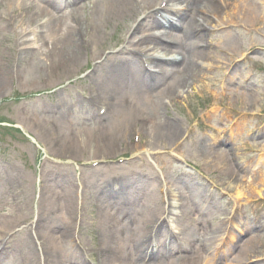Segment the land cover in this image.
I'll use <instances>...</instances> for the list:
<instances>
[{
    "label": "rangeland",
    "instance_id": "rangeland-1",
    "mask_svg": "<svg viewBox=\"0 0 264 264\" xmlns=\"http://www.w3.org/2000/svg\"><path fill=\"white\" fill-rule=\"evenodd\" d=\"M13 1L14 0H0V15L5 17L6 14H9L7 16L8 19L21 18L20 24H24V27L25 25L34 26V22L36 21L35 13L37 11V8L27 3L25 4L27 7L15 9L13 12H10L9 2L12 3ZM104 1L105 0H101L97 3V5ZM131 1L133 0H127L128 3H131ZM222 1H224V3H222L221 11L216 15L213 13V11H211L213 14L209 13L207 17L210 21L211 26L215 28L223 26L226 29L220 30L219 32L209 33L205 37L204 42L206 41L209 44L205 46L206 49L204 50V56L201 57V59H199L198 61L194 60L195 63L192 64V70H190L189 68H183V74L177 77L181 79L180 83H175L170 86L172 92L167 98L171 100L172 107L167 108L165 104L161 102V98H159L160 109L157 113H155L156 119H154L151 110H148V115L151 118V121L147 126H145L146 129L144 132H139L140 144H145L152 149H159L173 143L172 141L175 138L169 139L166 138L165 135H160V130L163 128L160 125L164 124L165 127L167 118H170L176 122H180L181 120L180 123L182 124L181 108L176 104L174 92H182L184 94V99L186 100L187 105L191 108L197 104H203L210 100L209 95H207V87L208 83H210L208 80V71L206 70L207 63L213 62L215 58L219 60L223 58V55H221L212 46L213 42H218L225 46H228V48L232 51H237L244 46H247L248 49L253 52V54H255V49H264V43L262 42L259 34L260 31L254 29L251 24L253 19H250V21L248 19H244L245 17H251L255 14H263L264 8L262 7V5L258 4L257 0ZM235 1H244L246 5H249V7H251L253 14L248 12L246 16H241V14L237 13V11L235 10ZM135 2L142 3L143 0H135ZM89 6L90 4H84L81 11L82 13H75L74 15L79 16V24H77V26L80 32L81 30L87 29L91 32V35L95 33L94 37L100 39L101 41L100 44L96 45L95 47L92 46V50L88 51H83L80 42H75L74 44L70 43L67 45L64 44L62 45V47L60 46L61 42H52L50 44V40H48V36H50L49 32L42 35L41 38L38 37L37 33L26 37L20 35V29H17L18 35L15 34V36H13L6 23H4V20L0 17V100L3 99L0 103V120H7L16 126L19 125V127L22 126L23 128L27 129L30 123H25L19 113L18 107V105H20L19 102L22 101V99H26L28 97L27 90L31 87H45L46 84H49L50 86H52V88H56L57 86L61 85L62 81L65 80L68 75H73L81 72L83 70V67L87 64V60L91 58L90 54L92 52L97 55L103 48L116 43L117 40L122 38L126 23L135 14L134 7L132 14L126 18H123V20H118V17H109L106 21L108 25L106 26L105 23L101 25L102 23H100V32L97 33L95 32V29L92 28L93 25L92 27L88 26L89 20H92V17H94V14H89L88 12ZM94 9L99 8L97 7ZM199 17L201 18V20L204 19V16H202L201 14H199ZM67 20V23H71L69 17L67 18ZM7 24L12 25V23ZM194 25H196L195 22L191 24V27H194ZM261 29L264 30V25H261ZM15 37L20 40V42H23L25 40L26 43L25 45H22V47L25 48L26 51L22 52L21 54L19 53V59H27L28 55L31 54V52L27 51H30V47L35 41L41 40L46 44L45 46L41 45V48L37 49L35 53L31 54L32 62L29 65L26 64L25 61H22L21 65L19 66V71L23 68L21 72V76H23V87L20 91L14 89L13 78L11 79L10 75L11 53L13 50V42L15 40ZM74 48H77L80 52V59L76 64H73L70 60V49L74 50ZM190 50L192 51L193 47ZM255 56L257 65L261 66L260 57L257 55ZM200 62L202 64L204 63V67H202V64ZM177 64L178 65L173 69V71L175 69H182V62ZM253 65L256 66L255 64ZM99 75L100 73L97 74V76ZM254 87L256 88V90H250L249 96L246 99L228 97L225 100L218 102V106L220 108L225 107V111L222 109L221 110L231 115L235 114L233 112L237 110L233 109L227 111V107L230 108V106L246 110L257 107L254 110H257V113L259 112L258 109L264 110V95H259V92L262 91L261 89L263 88V83L257 82V85ZM42 92H44V90ZM6 96H8V98H3ZM131 96L134 99L138 98V95L132 91ZM144 97V95L139 96V100ZM242 100H244V103H241ZM116 114L117 112L115 110L109 115L108 118L101 121L99 125H91L88 127V129L85 126V133L82 130L77 129L78 133H76L75 131L73 135H75L76 137H71L69 141L70 145H66L64 149H61V151H55V156L62 157L66 154L72 158L87 157L89 152L87 151L88 140L91 139V136L93 135H95L96 137H101L103 140L105 136L106 139H109L106 142V146H99L97 155L113 154L117 152L116 150L119 149L123 151L126 144L129 146L131 137L134 132L132 128L128 127L126 131L122 132L119 135L111 132L110 126L113 125ZM150 123L153 126V129L149 131L148 128H151ZM145 127L143 126L142 128L144 129ZM104 128L106 129V134L104 132ZM155 128H158L160 130H156ZM99 131L103 132L99 133ZM152 131L159 136L154 135ZM30 134L34 137L33 139H28L24 135L22 136L20 133L14 130H8L1 133L0 137L5 138L4 140L9 142L6 147L8 149H6V153L9 152L10 155H12L13 153V155L16 156V160L18 161V163L24 165L26 169L32 170L33 159L37 155L41 154V147L47 148L51 139L50 137L49 139L40 137L39 135H37L36 130H32ZM246 134V126H242L241 132L236 136L237 141H235V143L231 145V151L233 152V162H235L232 167L227 165L228 163L225 161V158L222 159L218 157L217 159H215L208 157L207 162H205L204 158L200 157L199 155H195V157L193 158V160L199 163V166H204L201 170L204 178L198 175H195V178H198L199 180H201V182H208L206 179L210 180L209 184H211L216 189L212 197L209 198L206 195V186L200 187L195 190L194 187L190 185V188L192 190L191 192L194 198H198V196L200 195L203 199H206L203 206L197 208V225L195 226V231L198 233H205V231H210V227L214 226L216 224V221L223 223L225 210H230L233 207V196L230 191V183L232 182V176L234 175L238 177V182L243 187V191L246 196L245 204L247 205V208L251 211H254L255 207L261 204L260 202L253 203V199L257 197L256 195L257 193H259V189L262 191L264 190V142L261 141L260 138H248ZM119 136L120 144L119 142H116V145L114 147H110V149L107 151L106 148L110 144H112L114 140L119 138ZM131 145L132 148L137 146L132 143ZM12 147L16 148L19 153L23 154L24 158H20V154L13 152ZM82 150L83 152H81ZM14 161L15 160L12 159L11 161H9V163L16 165V162ZM248 163H251L250 168L248 166ZM251 168L256 169L251 170ZM63 170L70 177L74 176L71 168H65ZM28 180L29 178H23V182H21L20 187L17 189L14 182L10 178L2 179L0 177V190L3 189L2 187L4 186L10 188L6 192H0V206H6L4 214L10 221H13L14 218L16 219V221H21L27 218V216L31 213V206L34 203V192L32 182L31 180L27 182ZM161 189H163L162 183L157 181L156 183H153L148 191L146 190L148 193L143 190V199L149 200L152 206L154 205L153 203H157V207L155 210H157L160 206ZM18 190H20L22 206L24 205L23 209L21 206V212L17 211L19 206L14 203V200L16 199L14 197V193L16 194ZM221 228L222 225L214 233L215 236L219 235ZM206 235L208 236V234ZM86 239L88 240V238ZM213 245L214 243H209L206 245V247L207 249H209ZM243 247L244 249H246L245 251L249 255H257L259 258L261 257V262L264 264V237L255 238L253 241L248 240L245 242ZM242 249L243 248H238L235 252L238 255H241ZM202 259L208 258L202 253H196L193 259L195 261L191 262L197 264V261H202ZM11 260H13L16 264H35V262L30 261L27 263L26 257L23 258L18 251L14 254ZM10 261H8L6 264H14V262L9 263ZM171 261L172 264H176L178 262L175 259H172ZM191 262L189 261V263ZM154 264H157V262Z\"/></svg>",
    "mask_w": 264,
    "mask_h": 264
},
{
    "label": "bare ground",
    "instance_id": "bare-ground-1",
    "mask_svg": "<svg viewBox=\"0 0 264 264\" xmlns=\"http://www.w3.org/2000/svg\"><path fill=\"white\" fill-rule=\"evenodd\" d=\"M42 3H45L44 6H39L38 9V13L36 14V21L38 22L42 17L45 18V21L43 23H41V25L43 26V28H46L48 30V32L50 33V44L52 42H61L60 46L62 47V45L64 44H74L75 42H80L82 48L84 47V45L86 44L85 40L83 39V35L85 34L83 30H81V32L78 30V26L77 24H79V22L76 20L77 18L74 17L73 15H62L59 14L60 10L59 7L62 5V3L64 2L63 0H39ZM81 0H73V3L79 2ZM101 0H98L94 3L93 5V10L92 13L94 14V17H92V20H89L88 26L89 27H93L95 29V32L99 33L100 32V27L101 25H103L105 23V25L107 26L108 24L106 23L107 19L109 17L115 18L118 17V20H123V18H126L128 16H130L133 12L134 6L135 4L133 3V1H131V3H128L127 0H105L104 2L100 3L97 5L98 2H100ZM9 8L10 9H14L17 8V2H9ZM222 3H224V1H220V0H185V4L186 6H195V8L197 9V11H199L202 14H206L210 11H213L214 14H217L221 11L222 9ZM210 4V5H209ZM21 6H18V8H20ZM99 8V9H94V8ZM169 14L175 18V23L174 26L175 28H182V30L185 32L188 41L190 43H194L193 46V50H189V54L186 57V64H185V69L189 68L190 70H192V64L195 63L194 60L198 61L199 59H201V57L204 56V49L198 50V48L196 47V45L198 46V43L196 42V37L193 36V31L191 29L190 24L186 23L185 25L183 24L184 21V14L181 13L180 11H178L176 8H169L168 9ZM169 15V16H170ZM70 18L71 23H67L68 20L67 18ZM207 18V17H206ZM205 18V19H206ZM117 19V18H116ZM115 19V20H116ZM20 20L21 18H19L17 20V28H19L20 26ZM76 20V21H75ZM114 20V21H115ZM209 20V19H207ZM141 21V22H140ZM139 23L137 24L136 28H138L141 24V27L144 25L145 23V19L140 20ZM15 22V20H14ZM100 23H102L101 25H99ZM206 25H208V23H205ZM171 25V24H170ZM172 26V25H171ZM93 31V29H92ZM95 33H93L92 35L88 36V38L90 37H94ZM98 42V44L101 42L100 39L95 38ZM94 39V41H95ZM143 42V44L146 43H155V38H151L149 36H146L145 39L141 40ZM59 44V43H58ZM70 56H71V62L73 64L78 63L79 59H80V52L78 51L77 48H74V50L70 49ZM131 59H133V55H131ZM128 63H124V62H118L115 65H105L104 66V72H106V74H108V82H112L113 84L117 81L118 78H116V70L122 68L124 65H130L131 63L126 60ZM201 63V62H200ZM202 64V63H201ZM198 65V64H196ZM143 75V74H142ZM145 76V75H143ZM154 105L157 107H153V108H158V103L156 101H154ZM153 106V105H152ZM163 128L160 130L158 128H155L156 130H160L161 133L160 135H165L168 138L174 134H176V128L175 126L171 127L169 125H167L165 123V127L164 124L160 125ZM153 132V131H152ZM154 133V132H153ZM154 135H157L156 133H154ZM147 225L148 222L145 220L143 222H141L140 225V231L139 234L140 235V239H136V241L131 242L133 245V252H132V261H135L137 259H140V254H144L145 255V249H146V243L145 242V235L144 234H148L149 230L147 229ZM107 240V239H105ZM105 248H110V247H105ZM77 264H82L79 260H77Z\"/></svg>",
    "mask_w": 264,
    "mask_h": 264
}]
</instances>
